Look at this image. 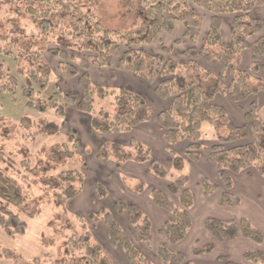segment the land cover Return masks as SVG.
<instances>
[{"label": "trees", "instance_id": "trees-1", "mask_svg": "<svg viewBox=\"0 0 264 264\" xmlns=\"http://www.w3.org/2000/svg\"><path fill=\"white\" fill-rule=\"evenodd\" d=\"M33 1L38 5L28 4L26 11L37 21L38 30L48 35L45 39L48 44L46 50L57 59L60 74L56 77H76L81 93L78 97L64 93L61 99L42 100L39 94L49 82V68L42 63V50L26 49L23 52L29 56L30 63L24 73L25 82L21 84L26 104L41 111L49 106L61 115L68 105H74L78 111L89 115V127L93 130L103 134L129 131L150 118L143 94L124 85L93 83L88 68L107 66L127 70L153 84L154 94L169 102L155 116L161 139L172 146L181 140L186 141L183 153L171 157L172 168L181 169L185 161L194 162L200 158V128L203 121L223 122L229 126V134L217 135L208 144V160L217 170L222 185L218 203L225 206L238 204L239 197L231 191L233 174L252 169L264 178V104L259 108L255 98L264 91V79L259 75L264 62V16L249 14L264 0H136L143 17L136 27L126 30L105 27L90 9L82 8L73 0ZM204 14H208V26L204 42L198 46ZM222 14H233L227 44L222 43ZM178 23L182 26L180 34L169 44L162 45L161 51L175 54L178 48L183 58L182 65L193 68L199 67L198 59L216 60L220 67L216 77L210 76L207 70L202 73L209 93L195 80L177 84L172 74L179 66L178 60L142 47L161 33H172ZM4 49L7 52L10 50L8 40H5ZM244 49L252 54L248 68L240 67ZM229 70L230 78L225 85ZM15 82V75L9 66L0 60V92L11 90ZM214 93L225 94L234 103L253 96L244 111L242 124H234L224 106L212 100ZM108 95L111 97V108L99 109L95 113L94 98ZM247 138L249 140L243 141ZM94 156L102 160L112 159L115 164L127 160L144 162L151 174L167 181L163 189L150 187L148 190L151 202L168 213L161 230L166 242H158L154 249L166 264H191L184 262L180 250L167 246V243L181 241L191 225L193 195L188 186V174L180 172L173 176L152 156L150 147L140 140L132 147L105 141L97 146ZM58 179L57 196L61 200L73 198L83 189V170H62ZM200 188L202 194L207 196L218 186L204 177L200 181ZM142 189L143 183L140 182L135 191ZM94 195L99 198L108 195L102 182L95 183ZM23 201L24 194L19 186L0 172V227L8 234L22 233L25 229V222L10 211L11 205L20 207ZM112 205L113 210L101 205L87 216L99 223L109 243L122 250L129 264H157L136 245H151V221L147 214L134 202L116 199ZM116 213L125 216L129 232L121 226ZM203 226L212 239L220 242L235 239L238 235L256 243L264 241V232L246 216H240L236 221H224L209 215L204 219ZM66 244L72 258L71 264H112L100 244L91 240L89 230L70 233ZM211 249L212 243L205 242L193 247L192 252L200 254ZM242 258L264 264V250H246ZM224 264L234 263L226 260Z\"/></svg>", "mask_w": 264, "mask_h": 264}, {"label": "rangeland", "instance_id": "rangeland-1", "mask_svg": "<svg viewBox=\"0 0 264 264\" xmlns=\"http://www.w3.org/2000/svg\"><path fill=\"white\" fill-rule=\"evenodd\" d=\"M73 1L84 9H90L105 27L115 30L134 28L143 17L136 0ZM28 4L38 5L33 0H0V60L9 66L16 78L15 86L11 90L0 92V172L13 180L24 194L22 205L20 207L11 205L10 211L16 213L25 222V229L22 233L8 234L0 227V264H71L72 258L68 254L66 239L72 232L80 233L85 230H89L91 240L100 244L112 264H121L120 258L117 257L118 248L104 238L101 232L103 229L99 223L87 216L88 213L96 210L95 206L100 205L102 201L106 200L111 208L109 200H112L114 195L111 194L113 192L104 198L96 197V195L89 197L88 192L92 184L91 179L86 181V178L94 171L91 169V173H89L88 161L91 159L100 163L105 161L94 156L97 145L105 141L115 142L113 140L114 134H103L91 129L86 118L85 120L79 119L76 125L70 109L61 115L55 113L49 106L41 111L26 104V97L21 91V84L25 82L24 73L30 63L29 56L23 52L26 49L42 50V63L49 68V82L39 94L42 100L61 99L64 93L74 97L79 96L77 90L68 84L67 78L60 80L56 77L60 74L57 59L50 56L46 50L48 44L45 39L48 35L38 30L37 21L26 11ZM173 34L166 35L173 36ZM5 40L10 42L9 52L4 49ZM170 40L169 37L164 40L162 37L160 44H168ZM157 43H159L158 40H153L142 45V47L148 51H155L158 48ZM160 54L165 53L160 52ZM174 56L175 59L178 58L179 62V66L172 74L176 83L181 84L187 80H195L206 93H209L207 84L203 83L206 78H202V73L206 69L200 66L193 68L182 65L178 48ZM210 81L212 78L209 83ZM139 88L148 106L150 114L148 121L152 123V117L154 118L156 112L165 106V102L152 92L150 85L146 89ZM111 106L110 95L94 98L93 111L95 113L99 109H110ZM82 113L88 115L85 112ZM232 121L237 124L234 117ZM200 130L201 152L208 148L209 142L215 139L217 135L226 136L230 132L227 124L209 121H203ZM79 134L80 138L77 139ZM156 134L159 136L158 131ZM74 139H76V144H74ZM245 140H249V138L243 139V141ZM136 141L138 139L130 140L129 138L127 143L121 144L132 147ZM140 141L150 147L151 154L156 160L161 158L163 163L164 155L165 158L170 159L173 154H180L172 145L167 143L163 155L161 148L160 150L156 149L153 144L148 143L145 139ZM68 150L73 152H67ZM160 155H163V159ZM108 160L111 161L112 159H107L105 162ZM190 162L185 161L183 168L177 170L172 168L171 161L168 167H164L168 169L169 173L172 172L173 176L180 172L189 174ZM83 167H86L84 172L86 184L78 205H76V198L59 199L57 196L59 172L65 169H77L82 172ZM151 175L152 178L144 175L142 180L126 175L123 178L127 182L126 189L128 190L129 186L134 185L138 190L139 183L142 182L143 191H140L142 192L140 195L145 194L149 198L147 189L152 182L156 180V185L151 186L158 188H164L165 183L164 179ZM108 178L113 181V177H110L109 174ZM206 178L214 182L211 177ZM198 183L194 179L191 180L190 185L193 194L195 188H199ZM219 188L221 189V187ZM125 193V189H119L120 197H123ZM140 195L138 197L141 198ZM202 197L207 199L210 195L204 196L202 194ZM141 199L143 203L141 200L139 204L152 221L148 208L149 205L152 207L154 204L149 199V205H146L144 198ZM102 207L108 208V205L102 203ZM112 208L111 210H113ZM210 211L212 212L207 211V216H216L224 221H236L243 215L240 207L225 206L219 203L210 207ZM195 213L198 217L199 214ZM117 214L116 216L121 218ZM163 236L160 235L158 240L162 239ZM191 253L193 254V252ZM164 263L166 264V262Z\"/></svg>", "mask_w": 264, "mask_h": 264}, {"label": "crops", "instance_id": "crops-1", "mask_svg": "<svg viewBox=\"0 0 264 264\" xmlns=\"http://www.w3.org/2000/svg\"><path fill=\"white\" fill-rule=\"evenodd\" d=\"M249 14L251 16L263 17L264 16V2L252 8ZM232 16L233 14H222L221 15L220 31H221V37H222L223 44H227L229 42V38H230L229 29H230V22H231ZM207 26H208V14H204L202 18V25L199 30L198 46L202 45L204 42ZM181 30H182V26L181 24L178 23L176 24V27L174 31L172 32L174 33L173 36H168L166 35V33H161L154 40V41L158 40L159 42L157 43L158 48H156L155 51H152V52L162 53L161 46L166 45V43L160 44L161 38L163 37V40H164L166 37H169L171 38L170 40L171 42L173 38L177 37L180 34ZM262 32H264V30ZM210 50H213V49L211 48ZM163 55L164 57H167V56L175 57L174 56L175 54H172V53L163 54ZM179 59L183 61V58L181 56L179 57ZM197 61L201 68H204L207 71H209L210 76L212 77L217 76L220 67L216 60L198 59ZM251 62H252L251 52L247 49H244L241 53L240 67L248 68ZM262 63L263 65L259 71V75L264 79V62ZM88 70L90 72V77H91L92 82L101 83L107 86L124 85L127 87H131L132 89L137 90L139 92H141L139 87H141V89H146L147 86L150 85L152 88V92H153V86H154L153 84L146 82L141 77H139L138 75H135L134 73L130 71L117 69L115 67H107V66H104V67L91 66L88 68ZM230 74L231 72L229 70L224 80L225 85L228 84ZM58 79L65 80L66 78L60 77ZM66 80H69L67 81L68 84H70L72 88L74 87L75 90H77V94L80 95L81 89L79 87L77 78L71 77V78H67ZM153 98L156 99L154 96ZM255 98L257 100L258 107L260 108L261 106H263L264 91L259 92ZM161 100L165 102L164 104L165 106L163 107H166L169 103L168 100L166 99H161ZM212 100L214 102H217L223 105L230 119L232 120V118L234 117L235 121H237L236 125H240L244 122V111L249 107V103L253 100V96H249L246 100L242 102L234 103L230 101L225 94L214 93L212 95ZM69 109L71 110L72 118L75 119L76 121L75 122L76 125L79 119L85 120L86 118L88 122L89 116L82 112L77 111L74 105H68L65 108V112L66 110L68 111ZM77 131H78V128H77ZM157 131L159 132V136H157L156 134ZM105 134H114L113 140H115V142H118V143H127L129 138L130 140L145 139L148 143L153 144L154 147H156V149L160 150L161 148L162 154L165 151V147H166V143L161 139L160 129L158 127V123L155 117L154 118L152 117V123H149L148 120L141 122L138 125L134 126L132 129H130L129 131L119 132V133H105ZM79 138H80V134L78 135L77 139ZM185 144H186V141L181 140L175 143L173 147L180 154H182ZM177 146H178V149H177ZM208 152L209 150L208 148H206L204 151L201 152L200 158L197 161H194V162L189 161L190 162L189 169H190L191 174L187 173L189 177L188 186L191 189L190 184H191L192 179H194L196 183L199 182L198 183L199 188L198 187L195 188L194 194L191 190L192 195H193V204L190 208L191 225L189 229L187 230L186 235L181 241L175 244H170V245L169 243H167V246L172 250H180L184 255V262H189L191 264H224V261L226 260L232 261L234 264H262V263L250 262V261L243 259L242 253L249 249L250 250H264V241L261 243H256V242L251 241L248 238L238 235L235 239L220 242V241H216L212 239L203 226V221L207 217V211L212 212L210 211V207L215 206L216 203L218 204V198L222 190L219 188L222 185H221V180L218 175V172L217 170L213 168L212 164L208 160ZM163 155H160L162 159H163ZM160 159H158V161L163 166L168 167L170 165L171 156H170V159H168L167 157L165 158V155H164V163ZM105 161L103 163L96 162L94 159H91L90 161H88V165L90 167V169L88 170L89 173H91V169L94 170L93 173L90 174V176L86 178V181L87 179L90 178L91 184H92L90 191L88 192L90 194L89 197L94 196L95 183L97 181H101L102 184L106 185L105 187H108L107 188L108 194H111V192H113V194L111 195H114V196L112 197V200H109L111 208L113 207L112 205L113 201L116 199L124 200L127 202H134L140 206L139 201L142 200L141 198H144L146 205L147 204L149 205V198L145 194L140 195L142 192L140 193L136 192L135 191L136 186L134 185L129 186L127 190L126 189L127 182L126 180L123 179L126 175L132 176L134 178H139L141 180L143 179L144 175L150 176V178H152L151 173L148 171L147 164L144 162H135L131 160H127L119 164H114L113 161H110V160H108L107 162ZM82 170L84 173L86 170V167H83ZM108 174L110 175V177H113L112 178L113 181L108 178ZM204 177L205 178L211 177L214 180V183H216L218 186V188L215 191H213L210 194V197L207 199L202 197V191L200 188V181ZM232 180H233V184H232L231 191L239 197L238 204L232 205V206L236 208L240 207L241 214H243L241 216H246L247 218H249L250 221L255 226H257L261 231L264 232V178L258 175L254 170L250 169L249 171L246 170V171H241L236 174H233ZM86 181H84L83 189L86 184ZM166 183L167 181L165 180V183L163 185L164 188L166 186ZM153 184L156 185V180L155 182H152V184H150V187H152L151 185ZM150 187L147 189V191L150 189ZM159 188H162V187H159ZM83 189L77 196L73 197V198H76L77 200L76 205H78V203L81 201ZM119 189L126 190V193L123 197H120ZM138 193L140 196H142L141 198L138 197L139 196L137 195ZM102 203L108 205V208L111 209L106 200L102 201ZM102 203H100V205H96L95 208L101 207ZM141 203H143V200L141 201ZM197 205L199 206L196 207ZM149 206L150 207L148 208V210L150 211L151 216H152V221L150 220L151 221V233H152L151 245L150 247H148L144 243H138V245L137 244L136 245L147 257H149L150 260L154 261L157 264H165L162 261V259L157 255L154 247L158 242L160 241L165 242L166 240L164 236L160 240H158V238L160 235H163L161 232L162 225H163L164 220L167 218L168 213L155 204L152 207L151 205ZM195 212L199 214L198 217ZM117 215L121 217V218L117 217L120 224H122L124 228L129 232V225L126 221L125 216L123 214H117ZM101 232L104 238H106L108 241V238L105 232L103 230ZM205 242L212 243V249L209 252H204L200 254L191 253L193 247L199 244H203ZM115 247L118 248L119 250L117 257L120 258L122 262L121 264H129L122 250L118 246H115Z\"/></svg>", "mask_w": 264, "mask_h": 264}]
</instances>
